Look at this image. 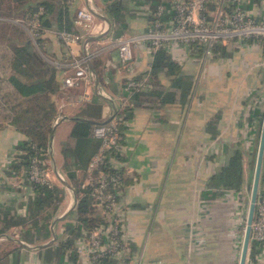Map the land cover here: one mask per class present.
<instances>
[{"label": "crops", "instance_id": "0c3cea01", "mask_svg": "<svg viewBox=\"0 0 264 264\" xmlns=\"http://www.w3.org/2000/svg\"><path fill=\"white\" fill-rule=\"evenodd\" d=\"M164 2L158 0L157 5L166 6ZM112 3L119 9L117 37L112 36L114 22L106 12V6ZM149 3L79 0L70 9L73 13L90 6L93 23L103 32L87 38V51H98L88 66L94 76L92 83L66 89L61 80L71 70L56 69L54 73L56 90L50 99L55 106L53 118L59 116L60 120L54 126L51 120L45 167L47 179L51 178L48 184L61 193V199L47 211L51 213L49 235L38 245L19 240L23 231L20 226L6 227L25 216V207L34 192L28 195L20 182L19 174L24 168L14 171L12 165L20 155L17 144L26 138L12 125L0 123V264H94L85 253L82 232L73 243L74 262L69 261L66 252L59 256L52 251L64 239V224L72 222L67 217L74 204L69 174L83 184L88 176L87 164L97 152L84 169L75 168L69 135L77 122L85 123L90 127L91 140L94 125L110 121L113 115L122 118V110L132 107L130 92L123 90L128 80L142 84L133 92L145 90L153 54L144 42H139L132 50L129 70H125L112 42L145 32L157 6ZM244 10L253 20L264 21V0H250ZM16 27L49 66L84 54L80 43L67 48L53 27L42 29L37 46L22 27ZM3 41L0 47L9 39ZM164 52L181 74L191 78L192 88L183 106L143 104L132 108L129 119L122 118L123 143L118 157L110 158L109 164L121 176L118 221L127 245L111 264H238L243 233L240 226L238 230L234 228L237 216L244 220L241 209L248 182L251 183L261 124L256 115L264 110V49L252 41L234 38L213 45L208 55L194 46L188 51L170 48ZM158 81L168 86V78L162 74ZM92 140L98 145L97 140ZM235 151L240 153V190L202 198L207 180ZM259 178L257 188L264 196L263 156ZM248 253L253 255L252 260H248ZM244 264H264V247L249 241Z\"/></svg>", "mask_w": 264, "mask_h": 264}, {"label": "trees", "instance_id": "16d2710c", "mask_svg": "<svg viewBox=\"0 0 264 264\" xmlns=\"http://www.w3.org/2000/svg\"><path fill=\"white\" fill-rule=\"evenodd\" d=\"M148 1L153 7L158 3V0ZM38 7L43 9L40 29L53 27L56 32L71 31V10L55 0H0V18L24 20L27 14L36 11ZM106 12L110 21L114 22L112 36L117 37L120 35L116 25L119 22L118 6L112 3L106 6ZM5 24L14 27L15 30L17 29L23 34L21 41L9 40L5 46L0 47V123L5 122L12 125L26 138L16 147L20 155L12 165L13 170L17 171L20 167L26 168L28 159L32 155V146L36 150L43 151L47 148L51 120L55 114V106L50 97L56 90L54 82L56 69L40 59L22 30L13 24ZM36 41L38 42V39ZM39 50L41 51V49ZM93 67L95 68L94 64ZM160 74L168 78L167 87L160 85L158 81ZM145 85L144 91L130 92L129 99L132 107L122 110L123 120L130 118L133 107L143 104L152 105L156 102L158 104L175 103L183 106L190 95L192 80L180 73L178 65L172 62L163 50H158L153 53L148 81ZM263 112L264 110L256 115L258 125L261 123ZM89 128V125L77 122L70 132L69 138L74 146L72 166L75 168L84 169L90 157L97 150V143L92 140L93 138L91 140L88 138ZM117 129L121 132L122 125H118ZM107 156L117 158L118 154L108 152ZM109 172L119 174L118 171L111 169ZM69 175L73 181L71 187L74 204L67 217L72 222L64 224V239L52 251L59 256L66 252L69 261L74 262L76 257L73 250L74 241L81 232L92 230L98 225H102L104 221L99 214V208L92 202L89 188H81L80 181H74L73 174ZM240 186V153L235 151L225 164L207 180L201 197L209 199L220 196L226 191H239ZM32 191L34 196L25 207V216L16 218L14 223H8L6 227L8 225L20 226L23 231L18 236L19 240L27 245H38L48 238L47 227L50 223L51 213H47V211L54 208L56 202L60 201L61 193L50 185H35ZM5 217L4 213L3 218ZM1 221L4 224L7 223L6 219ZM26 226L28 227L23 229ZM111 263L106 259L98 262V264Z\"/></svg>", "mask_w": 264, "mask_h": 264}, {"label": "built area", "instance_id": "2783aa9c", "mask_svg": "<svg viewBox=\"0 0 264 264\" xmlns=\"http://www.w3.org/2000/svg\"><path fill=\"white\" fill-rule=\"evenodd\" d=\"M67 9H71L76 0H55ZM87 1V0H86ZM250 0H165L164 4H158L151 14V20L147 24L142 35L119 38L112 42L116 49L117 59L121 67L129 70L132 60V50L139 42L146 44L147 51L151 54L158 50L170 48L188 51L191 46L203 49L204 55L211 52L213 45L222 44L234 38L252 41L255 45L264 49V21H255L244 10V6ZM43 9L38 7L36 11L27 14L24 20L12 21L24 29L34 45L39 34L40 18ZM2 20V19H0ZM91 7H83L73 10L72 28L70 32H57V38L67 47L80 43L84 54L81 58L65 63L54 62L51 66L58 70L70 69L71 74L64 76L61 86L66 89H75L93 82L94 76L89 69V62L98 51L88 52V39L103 30L93 23ZM142 88V84L134 80H128L124 85L125 92H131ZM60 120L55 116L52 125ZM120 115H113L110 121L104 124H96L92 128V137L98 141L97 152L87 164V179L81 184V188L88 187L90 196L95 206L99 208L104 221L92 230L83 231L81 240H84L87 254L91 263L98 264L101 260L115 261L126 248L122 228L118 221L119 197L121 188V176L113 170L109 164L108 152L118 154L123 143V135L117 126L123 125ZM32 155L28 164L20 174V182L24 184L28 195H33L32 188L35 185L49 186L46 172V150H36L31 147ZM236 228L243 233L244 221L241 225L240 216ZM243 226V227H241ZM249 241L264 247V196L255 203L253 218L250 225Z\"/></svg>", "mask_w": 264, "mask_h": 264}, {"label": "water", "instance_id": "95a60500", "mask_svg": "<svg viewBox=\"0 0 264 264\" xmlns=\"http://www.w3.org/2000/svg\"><path fill=\"white\" fill-rule=\"evenodd\" d=\"M263 152H264V114L260 124L259 137L256 147V155H255V162L253 167L251 183L246 189V191L249 193V198H248L246 213L245 216L243 217L244 230H243L238 264H244L247 253V246L249 244L250 225L253 218L254 206L255 203L259 202L260 198L262 197V192L258 190L257 186L260 179L259 177H260ZM247 258L248 260H252L253 255L251 253H248Z\"/></svg>", "mask_w": 264, "mask_h": 264}, {"label": "rangeland", "instance_id": "374dc122", "mask_svg": "<svg viewBox=\"0 0 264 264\" xmlns=\"http://www.w3.org/2000/svg\"><path fill=\"white\" fill-rule=\"evenodd\" d=\"M78 2H79V0H76L74 6L72 8H74L78 4ZM0 19H2V20H0V22L3 23V24L0 23V42L1 41L4 42L3 39H5V38H8L9 40L21 41L22 38H23V34L21 32H19V30H17V29L15 30L14 27L9 26V25L7 26V24H5V23H10L11 24L10 21H8L6 19H3V18H0ZM12 21H15V20H12ZM17 21H20V20H17ZM12 24L16 26V24H14V23H12ZM17 36H18V38H17ZM46 160H47V157H46ZM48 171H49L48 173L51 176H53L52 175V170L50 168H49ZM49 179H51V178H49ZM248 183L250 184V181ZM248 195H249V193L247 192V194L245 196L244 204H243L242 209H241V213L243 214V217L245 216L246 209H247ZM243 221L244 220L241 221V225H242ZM241 227H243V226H241Z\"/></svg>", "mask_w": 264, "mask_h": 264}]
</instances>
